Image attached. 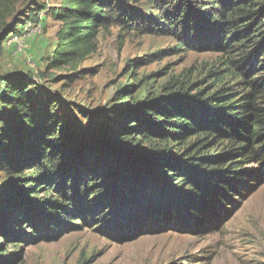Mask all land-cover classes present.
Wrapping results in <instances>:
<instances>
[{
    "label": "trees",
    "instance_id": "1",
    "mask_svg": "<svg viewBox=\"0 0 264 264\" xmlns=\"http://www.w3.org/2000/svg\"><path fill=\"white\" fill-rule=\"evenodd\" d=\"M17 7L0 0V32ZM57 18L58 68L76 69L97 53L101 31L143 27L181 46L219 49L226 75L215 72L210 88L187 77L157 87L153 77L133 80L112 106L82 112L85 126L53 116L21 79H4L0 264L17 261L16 242L93 223L103 206L130 214L133 226H143V212L152 224L204 226L264 178V0H61Z\"/></svg>",
    "mask_w": 264,
    "mask_h": 264
},
{
    "label": "rangeland",
    "instance_id": "2",
    "mask_svg": "<svg viewBox=\"0 0 264 264\" xmlns=\"http://www.w3.org/2000/svg\"><path fill=\"white\" fill-rule=\"evenodd\" d=\"M16 2L17 13L0 32V93L4 79L17 77L53 116L70 124L85 126L82 112L112 106L117 90L133 80L137 84L153 77L148 83L157 87L172 77H187L210 88L216 83L215 72L226 75V55L219 49L181 46L174 35L144 32L143 27L101 31L97 53L76 69L58 68L54 55L63 27L57 18L61 0ZM12 28L15 33L10 35ZM258 71L263 74L264 68ZM262 170L256 165L251 173ZM253 181L250 190L241 189L229 200L224 215L208 214L204 226L184 227L172 220L169 225L152 224L144 212L137 220L143 226H133L130 214L124 219L103 206L93 223L80 222L77 229L35 242H16L13 245L21 247L10 248L19 254L13 264H264V178Z\"/></svg>",
    "mask_w": 264,
    "mask_h": 264
}]
</instances>
